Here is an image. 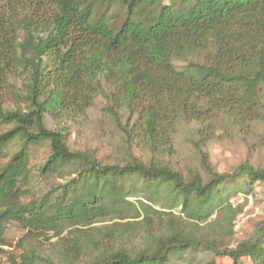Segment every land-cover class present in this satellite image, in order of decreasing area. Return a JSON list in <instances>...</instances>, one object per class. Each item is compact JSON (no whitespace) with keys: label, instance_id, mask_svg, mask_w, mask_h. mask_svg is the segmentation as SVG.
Segmentation results:
<instances>
[{"label":"trees","instance_id":"16d2710c","mask_svg":"<svg viewBox=\"0 0 264 264\" xmlns=\"http://www.w3.org/2000/svg\"><path fill=\"white\" fill-rule=\"evenodd\" d=\"M16 2L6 10L0 0V76L20 75L25 105L0 101V124L11 125L0 132V255L12 247L4 224L18 223L28 241L56 238L72 264H194L186 255L198 251L211 255L195 264H264V220L233 244L243 205L230 201L253 194L264 168L242 162L220 173L203 150L220 117L245 133L264 120V0ZM97 100L129 148L169 152L179 123H196L204 173L132 155L103 163L70 149L49 120L82 117ZM44 141L49 153L36 171L47 189L24 202L38 181L30 147ZM135 236L141 247L122 245ZM19 247L20 262L8 251L0 264H38Z\"/></svg>","mask_w":264,"mask_h":264},{"label":"rangeland","instance_id":"374dc122","mask_svg":"<svg viewBox=\"0 0 264 264\" xmlns=\"http://www.w3.org/2000/svg\"><path fill=\"white\" fill-rule=\"evenodd\" d=\"M4 9H8L12 0H1ZM16 3H21L17 0ZM20 6V5H19ZM173 63L180 68L182 62L173 60ZM24 80L16 72L9 76H0V101L3 108L13 109L24 108L21 94H23ZM103 101L97 100L94 105L82 117L64 122L49 120L48 126L51 129L59 130L66 137V143L70 149L88 150L97 159L103 163H124L132 155L137 160L145 163L154 161L156 163L169 164L173 169L181 171L185 176L190 171L204 173L200 164L199 155L193 146L195 130L198 127L193 122H181L171 138V150L163 153H151L146 150L129 148L125 144L120 132L115 125L103 112ZM11 127L9 124H0V132L6 131ZM251 131L242 132L230 121L222 117L215 123L214 134L211 139L206 141L203 150L207 152L209 164L220 173H230L240 163L246 162L256 168H264V120L253 123ZM18 147L16 142L8 146L7 157ZM49 153L47 142H42L37 146L30 147L29 165L33 175H36L38 181H33L30 189V195L27 193L21 197L22 201L27 202L31 197H37L38 194L47 189V185L41 183L37 177V168L44 161ZM33 176V177H34ZM51 183L62 181L56 177L50 178ZM235 204H242L241 212L233 220V244L236 241L249 239L256 231L258 224L264 220V183L257 184L253 194L244 197L238 195L230 200ZM104 223H96L94 226L100 227ZM4 239L12 247L1 246L3 253L1 259L6 263L4 256L8 251L12 253L18 262L19 254L22 252L20 244H26V247L33 249L40 257L38 264H72L60 257L57 251V245L53 244L56 238L49 235H43L38 241H28L25 239V230L18 223H6L3 226ZM122 245L129 249H138L142 246L140 236L128 237ZM232 245V244H231ZM118 246V245H117ZM6 252V253H5ZM204 251H198L193 255H186L188 259L199 262L202 259L210 257ZM217 264H230L227 258L220 257L216 259ZM244 264H251L248 258H243ZM73 264H78L76 261Z\"/></svg>","mask_w":264,"mask_h":264}]
</instances>
